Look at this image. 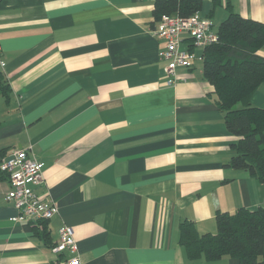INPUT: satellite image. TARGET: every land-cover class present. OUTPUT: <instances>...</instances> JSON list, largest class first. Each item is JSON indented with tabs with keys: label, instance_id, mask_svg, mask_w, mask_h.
Listing matches in <instances>:
<instances>
[{
	"label": "crops",
	"instance_id": "crops-1",
	"mask_svg": "<svg viewBox=\"0 0 264 264\" xmlns=\"http://www.w3.org/2000/svg\"><path fill=\"white\" fill-rule=\"evenodd\" d=\"M155 1L0 0V162L31 149L44 163L37 190L59 206L47 238L14 220L0 171V264L71 257L53 251L64 224L80 264H240L192 260L180 243L185 220L216 232L219 211L264 207V182L229 165L239 138L204 76L207 46L167 83ZM202 2L216 31L231 11L264 21V0ZM251 102L264 109V82Z\"/></svg>",
	"mask_w": 264,
	"mask_h": 264
},
{
	"label": "trees",
	"instance_id": "trees-1",
	"mask_svg": "<svg viewBox=\"0 0 264 264\" xmlns=\"http://www.w3.org/2000/svg\"><path fill=\"white\" fill-rule=\"evenodd\" d=\"M202 4V0H156L154 15L156 20L172 13L189 16L200 11ZM217 32L218 41L204 50V76L226 111L229 131L239 138L229 165L245 169L264 182V109L251 102L264 82V57L257 53L264 46V21L231 11ZM2 86L7 92L9 86ZM216 222V232L203 234L193 221L181 223L180 243L190 259L217 260L229 255L240 264H264V207H241L232 213L219 211ZM31 223L36 232L42 229L47 238V220Z\"/></svg>",
	"mask_w": 264,
	"mask_h": 264
},
{
	"label": "built area",
	"instance_id": "built-area-1",
	"mask_svg": "<svg viewBox=\"0 0 264 264\" xmlns=\"http://www.w3.org/2000/svg\"><path fill=\"white\" fill-rule=\"evenodd\" d=\"M165 40L161 55L167 61L165 72L167 83L174 84L180 79L178 67H192L197 54L195 49L206 47L219 39L212 20L200 11L189 16L178 13L164 14L154 29ZM190 36V47H182L183 35ZM0 67L4 69L2 43L0 38ZM0 170L7 175L9 189L5 199L12 202L17 210L16 221L23 223L49 221L59 211L54 199H45L37 189L46 184L44 163L31 154L29 148H18L3 157ZM53 251L72 254L67 259H59L57 264H80L79 247L73 227L64 224L59 229V240Z\"/></svg>",
	"mask_w": 264,
	"mask_h": 264
},
{
	"label": "rangeland",
	"instance_id": "rangeland-1",
	"mask_svg": "<svg viewBox=\"0 0 264 264\" xmlns=\"http://www.w3.org/2000/svg\"><path fill=\"white\" fill-rule=\"evenodd\" d=\"M241 104H238V106H240Z\"/></svg>",
	"mask_w": 264,
	"mask_h": 264
}]
</instances>
